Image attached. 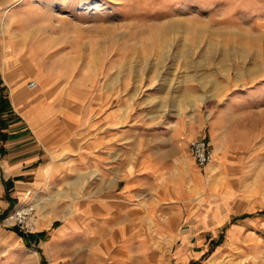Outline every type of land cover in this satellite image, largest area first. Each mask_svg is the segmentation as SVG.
Masks as SVG:
<instances>
[{"label":"rangeland","instance_id":"374dc122","mask_svg":"<svg viewBox=\"0 0 264 264\" xmlns=\"http://www.w3.org/2000/svg\"><path fill=\"white\" fill-rule=\"evenodd\" d=\"M85 1L23 0L0 15L3 73L12 71L4 53L23 70L51 62L63 72L69 113L81 117L95 105L89 133L112 139L90 177L49 190L59 209L53 223L81 212L79 225L69 224L80 229L47 247L51 227L34 248L12 244L6 229L25 232L2 218L21 202L0 212V264H98V252L104 264H202L204 253L187 259L179 242L189 232L199 251L210 250L202 220L219 210L227 217L220 229L236 221L245 228L218 232L225 249L215 264H264V0ZM196 136L216 150L204 167L189 153ZM104 196L111 219L100 222L88 203ZM35 207L28 233L38 228Z\"/></svg>","mask_w":264,"mask_h":264},{"label":"crops","instance_id":"0c3cea01","mask_svg":"<svg viewBox=\"0 0 264 264\" xmlns=\"http://www.w3.org/2000/svg\"><path fill=\"white\" fill-rule=\"evenodd\" d=\"M17 1L23 0H0V15L4 14L5 8V13L8 11L10 15L17 8ZM48 1L45 0V3L48 4ZM70 1L76 4L80 1L86 2L85 0ZM10 9L13 10L9 11ZM263 29L260 28V30ZM4 48L10 49L6 51L8 55L16 54L14 51L16 46L11 41H5ZM3 56L11 64L12 71L4 75L0 64V97L2 96L0 102L2 106L0 112V212L7 211L27 200H34L40 212L35 233L22 234L14 228H8L3 234L9 236L12 244L22 243L34 248L40 240L43 241L46 230L51 227L53 231L44 241L47 247L52 243L61 242L64 236L77 232L80 228L69 227V224L76 221L74 223L79 225L77 216L84 214L73 212L72 215L71 213L68 215L69 213L64 211V220L59 218L63 222L53 223L58 218L59 209L51 208L55 195H51L49 190L67 180L78 179L81 174L90 177L95 171L99 155L111 152L112 139L104 130L98 136L89 133V127L95 123V105L92 106L93 109H87L88 112L83 113L81 117L76 113H69L59 92V79H63V72L52 69L54 66L51 62H47L40 69L31 66L23 70L22 65L19 67L13 65L14 60L6 58L5 53ZM24 57L25 55L22 59ZM38 61L36 60V64ZM57 67L58 64H55V68ZM30 79L37 81L36 86H28ZM121 182L123 185L120 191L127 192L128 177H123ZM104 198L97 201L89 198L88 203L95 208L94 212L97 211L99 215L102 213L100 222L111 219L103 213H110L108 210L111 208L112 200L107 196ZM222 214L219 210V214H214L213 217L207 216L202 220L203 227L211 229L209 236L205 238L207 244L212 242L210 250L204 246L205 250L199 251L201 243L197 238L192 239L193 234L189 232L183 234L179 244L181 251L187 249L189 255L187 259L204 253L206 257L202 264H215V257L223 253L225 249L222 246L224 238H221V235L236 236L239 233L237 236H240L245 228L244 222H233L222 230L220 227L227 218ZM219 231L223 232L217 236Z\"/></svg>","mask_w":264,"mask_h":264},{"label":"built area","instance_id":"2783aa9c","mask_svg":"<svg viewBox=\"0 0 264 264\" xmlns=\"http://www.w3.org/2000/svg\"><path fill=\"white\" fill-rule=\"evenodd\" d=\"M37 81L30 79L28 81L29 87L36 86ZM189 153L194 162L199 167H204L212 158V146L205 136H196L189 142ZM36 207L32 201H25L24 203L13 208L6 213L2 221L7 226H17L19 230L28 233L35 228Z\"/></svg>","mask_w":264,"mask_h":264},{"label":"bare ground","instance_id":"6f19581e","mask_svg":"<svg viewBox=\"0 0 264 264\" xmlns=\"http://www.w3.org/2000/svg\"><path fill=\"white\" fill-rule=\"evenodd\" d=\"M7 74H10V72H7V73H5L4 75H7ZM215 152H216V150L214 151L213 150V153L215 154ZM35 223H36V219H35ZM120 229L118 228V230L117 231H119ZM107 241L106 242H104V243H102V246H106L107 247ZM30 252L27 254V256H25V259H29L30 260V258L32 259L33 257H32V255H36V251H34V250H29ZM100 252H98V254H97V252H96V254L98 255L97 256V263L98 264H104L105 263V259H104V257H103V255H100L99 254ZM102 254V253H101Z\"/></svg>","mask_w":264,"mask_h":264},{"label":"trees","instance_id":"16d2710c","mask_svg":"<svg viewBox=\"0 0 264 264\" xmlns=\"http://www.w3.org/2000/svg\"><path fill=\"white\" fill-rule=\"evenodd\" d=\"M2 101V96L0 97V102ZM2 111V106H0V112ZM21 233V232H20ZM24 234V233H22Z\"/></svg>","mask_w":264,"mask_h":264}]
</instances>
